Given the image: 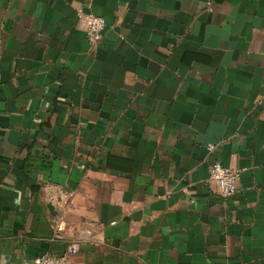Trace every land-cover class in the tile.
<instances>
[{
    "label": "crops",
    "instance_id": "0c3cea01",
    "mask_svg": "<svg viewBox=\"0 0 264 264\" xmlns=\"http://www.w3.org/2000/svg\"><path fill=\"white\" fill-rule=\"evenodd\" d=\"M45 253L264 264V0H0V264Z\"/></svg>",
    "mask_w": 264,
    "mask_h": 264
},
{
    "label": "built area",
    "instance_id": "2783aa9c",
    "mask_svg": "<svg viewBox=\"0 0 264 264\" xmlns=\"http://www.w3.org/2000/svg\"><path fill=\"white\" fill-rule=\"evenodd\" d=\"M93 0H87V7L91 8ZM77 19L80 26L84 29L87 39L92 43H98L106 28V20L104 17L87 11L84 5H77L75 7ZM208 149L213 150L214 145L208 144ZM241 177V170L233 169L223 165L220 161H214L210 165L209 179L218 183L219 192L223 197H231L237 192L238 182ZM57 230L62 231V225L55 219ZM73 252L77 249L73 248ZM23 264H67V257L65 255L57 256L50 253L37 256Z\"/></svg>",
    "mask_w": 264,
    "mask_h": 264
}]
</instances>
